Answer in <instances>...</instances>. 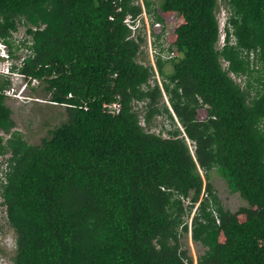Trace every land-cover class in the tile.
I'll return each instance as SVG.
<instances>
[{"label":"trees","instance_id":"16d2710c","mask_svg":"<svg viewBox=\"0 0 264 264\" xmlns=\"http://www.w3.org/2000/svg\"><path fill=\"white\" fill-rule=\"evenodd\" d=\"M226 2L218 46V0H159L181 18L159 83L137 59L146 39L123 22L141 12L137 0H0V39L12 56L27 48L18 69L43 76L66 111L48 137L28 142L12 129L10 78L0 75V154L9 153L0 204L14 264H194L180 240L192 211V238L205 246L195 264H264V0ZM143 3L163 22L153 0ZM20 22L30 36L15 44ZM155 63L163 74L160 54ZM135 101L146 123L166 115L165 135L145 128ZM213 167L247 206L221 204Z\"/></svg>","mask_w":264,"mask_h":264},{"label":"rangeland","instance_id":"374dc122","mask_svg":"<svg viewBox=\"0 0 264 264\" xmlns=\"http://www.w3.org/2000/svg\"><path fill=\"white\" fill-rule=\"evenodd\" d=\"M228 4L226 0H218V5L216 8V16L219 21L220 34L224 37L225 21L228 10ZM153 7L157 9L158 13L163 17V22L161 21V26H155V32L162 33V37L153 43V38L151 45L153 49L156 47L157 51L161 52V55L167 54L166 48L170 49V42L167 40V34H172L175 26L181 21V18L174 12H163L159 8V0H153ZM151 16V15H150ZM152 18V17H151ZM154 21V20H153ZM145 23V22H144ZM140 23L139 34H141L145 39V24ZM150 23V22H149ZM153 23V22H152ZM153 25V24H152ZM151 23L149 24L152 30ZM25 24L23 22L18 23L16 30L12 32V36L15 40V44H18L19 40L29 37L30 35L25 33ZM166 35V37H165ZM31 38V37H30ZM30 40V39H29ZM32 39L30 40V42ZM33 42V41H32ZM222 43L218 42V46ZM149 41L146 39L142 42V51L138 54L137 59L144 63L151 62V59L155 56V51L151 56L149 50ZM155 46V47H154ZM166 47V48H165ZM26 50L20 48L19 51L15 52V56L11 55L10 63L17 65L19 62L24 61L26 55ZM175 56V55H174ZM164 59V73L158 74L161 80L162 76H166L171 70V65L169 63V58L161 56ZM225 65L226 62H223ZM8 65V60L0 57V69L6 70ZM10 85L13 86V90L10 94L6 96V104L12 109L11 116L14 120V126L12 129H18L21 131L23 137L30 143H40L43 137H48L51 134V129L60 124L66 118L65 106L59 102H54L50 99V93L46 90L47 83L43 80V76H37L29 74L25 77L20 74H10ZM235 79L243 86L246 83L247 76L244 74L238 75ZM251 82L255 85L256 82L253 77H250ZM25 85V88H23ZM165 98V96H164ZM134 106L140 114L141 123L146 129L155 132H160L163 135L166 134V128L170 127L169 120L165 114H158L152 118L149 123L144 122V106L142 101H135ZM197 116L199 119H203L206 116L205 106H200L197 109ZM0 135L3 140L8 136L7 132L0 129ZM9 155L0 154V177L3 175V166L5 165V158ZM210 180L217 192L221 204L232 211L237 210L241 206H247V201L240 195L239 192L232 190L229 186L219 167H213L208 171ZM0 200H2L0 195ZM187 202V201H186ZM197 203L195 204V206ZM193 214V211L191 212ZM191 214L185 215V220L188 224L187 232H182L180 240L182 246L185 247L188 252L193 256L194 264L196 263L197 255L204 251L205 246L199 241L192 238L191 231ZM242 217V215H241ZM15 253V231L11 224L8 222L5 207L0 204V264H14L13 255Z\"/></svg>","mask_w":264,"mask_h":264},{"label":"built area","instance_id":"2783aa9c","mask_svg":"<svg viewBox=\"0 0 264 264\" xmlns=\"http://www.w3.org/2000/svg\"><path fill=\"white\" fill-rule=\"evenodd\" d=\"M137 2H139L141 4V6H142L141 12L138 13L137 15H135V16H132L131 13L125 14L124 17H123V22L130 29V36H136L138 34V32H139L140 23H142V22L144 23L145 22L144 23L145 26H146L145 27V37L150 43L149 50H150L151 56L153 55V51L156 52L155 56L151 59L150 63L153 66V69H154V72H155V76H156V78L158 79V81L160 83V79L158 77L159 73H158V70H157V67H156V63H155V57H156L157 54L161 55V52L157 51L155 46H154L155 48L153 49V47L151 45V42H152V38H153V43H154V38H155L154 37V33H158V32H155L154 28H155V26H161V21L160 20H154V19L151 18L152 16H150V14L146 11V9L144 7L143 0H137ZM120 9H121V6H117V10H120ZM110 17H112V15H110ZM149 22L151 23V25L153 24L152 25V30L149 27V24H150ZM165 34L168 35V32H165ZM219 41H221L222 44L224 43V37H221V34L219 35L218 42ZM166 51H167V54L165 52V55H161V56H165L167 58H170V57H173L174 55H176L174 46H171L170 49L166 48ZM1 54L8 55V50H7L5 41L0 39V55ZM249 56H250V59H251V64H253V61L255 60V58H254V52L252 50L249 51ZM12 90H13V86L12 85L9 86V87H6L5 89H3L5 94H10ZM112 104H113V107H114L115 110L119 109V106H120L119 102L116 101V102H113ZM3 168H4V170H6V162H5V165L3 166ZM4 170H3V174H4Z\"/></svg>","mask_w":264,"mask_h":264},{"label":"clouds","instance_id":"9594fccd","mask_svg":"<svg viewBox=\"0 0 264 264\" xmlns=\"http://www.w3.org/2000/svg\"><path fill=\"white\" fill-rule=\"evenodd\" d=\"M227 17H228V14H227ZM227 17H226V21H227ZM226 21H225V24H226ZM224 32H225V29H224ZM224 38H225V34H224ZM14 39V38H13ZM231 42H233L234 40H233V38H231V40H230ZM6 43V47H7V50H8V55H4V54H1L0 55V57H2L3 59L5 58V59H7L8 60V65H7V68H6V70H4V69H1L0 70V75L1 76H8L9 78L11 77V78H13L10 74H13V75H16V74H20L21 76H23L24 77V79H25V75L18 69V67H20L21 65H22V63H18L17 65H16V67L17 68H11V66L13 65V63H10L9 61H10V59H11V54H10V52H9V45H8V43L7 42H5ZM20 48H24L25 50H26V52H27V48L26 47H24V46H21ZM19 51V50H18ZM9 86H11L10 85V83H9V85L8 86H6V87H9ZM5 87V88H6ZM4 88V89H5ZM23 88H25V85H23ZM4 92V91H3ZM7 95V94H6ZM111 110H114V107H113V104H111ZM182 128V127H181Z\"/></svg>","mask_w":264,"mask_h":264}]
</instances>
